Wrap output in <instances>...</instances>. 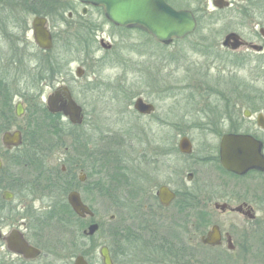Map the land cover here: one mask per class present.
I'll return each instance as SVG.
<instances>
[{
    "label": "flooded vegetation",
    "instance_id": "flooded-vegetation-1",
    "mask_svg": "<svg viewBox=\"0 0 264 264\" xmlns=\"http://www.w3.org/2000/svg\"><path fill=\"white\" fill-rule=\"evenodd\" d=\"M44 1L45 3L42 0H0V13L8 18L9 24H12V30L7 31L5 23L3 21L0 23V246L4 254L18 257L22 264H30L43 255L48 260L44 264L54 263L56 255L63 264H75L78 257H82L86 264H224L222 257L234 256L232 254L237 253L240 257L252 256L255 248L250 238L255 234L256 222L264 223V169L253 168L244 174L234 173L222 165L220 153L225 136L248 135L260 142L264 155V27L258 30L252 27L248 35L240 30L230 31L239 34L245 44L235 49L225 46L223 40L230 33L228 32L223 37L221 47L214 49V53L204 54L214 56L216 61L231 63L233 75L213 74L210 79H205L207 75L202 73L194 77L189 75L187 79L186 88L189 91L187 103L194 107V113L190 111L189 114L193 113L195 116L191 115L193 121L190 125L185 121L182 126L201 130L205 141L198 157L185 164L186 177L192 180L195 173L202 171V185L173 186L171 181L157 183L154 186L126 182L117 185L118 179L108 175L107 186L101 188V184H96L95 179L94 181L90 179L94 176L95 160L89 163L90 172H85V166L80 163L79 157L73 155L68 158L72 159L73 164L65 163L67 159H61L64 164L60 167H50L49 161L53 154L40 152L45 143L44 138L38 137L39 126L43 120L50 122L54 129L59 126L78 129L84 124L86 111L84 103L76 99L68 84H53L51 88L53 91L48 95L47 101L38 102L33 99L32 90H38L39 86L50 83L55 76L57 78L61 74V71L50 74L49 67L38 65L39 84L32 86V64L37 62L31 56L32 44L45 53L53 48L44 50L36 43H32L33 20L29 18L33 13L34 17L47 18L53 47L55 37L49 20L52 15L59 16L62 20L67 13L68 19L73 21L72 25L76 28L93 27L95 30L97 27L90 19V13L93 12L111 25H116L106 17L101 6L82 0ZM227 1L228 7L217 8L210 0L214 11L205 10L203 13L206 12V16L222 14L235 2L237 15L264 16V0ZM205 3L208 4V0ZM170 4L177 9H188L187 6ZM33 5L42 6L40 8L43 10L38 8L37 11H33ZM14 6L20 7L21 10L15 9ZM192 11L199 26L201 16L198 12L203 10ZM16 17L21 18L22 22ZM120 28L144 32L137 28ZM100 45L106 49L112 47L104 37L100 38ZM250 45L261 46L262 49L257 50ZM97 60H101V57ZM240 62L253 63L251 70L255 85H240L238 80ZM210 63L215 62L212 60ZM79 67L84 70L82 76L77 74ZM84 75L85 69L77 66L76 77L82 78ZM259 83L263 87L256 85ZM170 88L174 91L173 87ZM53 94L58 95L59 104L69 100L67 94L71 95L73 101L81 107V123L72 122L62 111L49 110L48 100ZM141 98L144 102L153 104L154 109L149 113L140 112L134 107L135 99L133 109L136 125H140L139 119L154 117L159 128L169 131L167 140L154 147V153L150 151L152 163L157 166L158 160H161L162 165L167 163L169 169L172 168V160L177 150L181 158H192L193 139L188 133L181 132L176 145L175 104L173 103L166 115L159 118L156 105ZM92 123L93 128H96L95 112ZM8 132L19 133L21 141L18 145H5L3 135ZM184 136L191 141L190 153H183L179 148V142ZM66 148L65 152L68 150ZM21 149L24 153L20 155ZM33 151L34 154L31 153ZM111 151L110 149L105 154L104 161H100V167L111 166L108 159L112 155ZM141 156L144 155L140 154ZM153 157L156 159L153 160ZM39 166L44 167V170L38 171L36 167ZM140 166L142 167L139 165V168ZM16 167L19 171L17 173ZM105 174L107 175V171ZM224 177L236 179L238 182L234 186L225 185L223 182L220 185L210 183L216 180L221 182ZM48 186L52 189L60 187L62 193L60 201L54 204L47 202L44 190ZM163 189L173 194L169 203H164L159 196ZM97 190L103 191L106 197L105 205L108 211L106 214H109L106 222L99 220L105 216L97 209L95 200ZM72 192L79 193L81 201L91 213L85 212L80 215L72 208L69 202ZM28 199L30 201H27ZM52 209L56 212L51 216ZM261 213L263 216L258 219ZM228 215L234 218L225 220L223 217ZM54 220L58 223L57 229L61 233L48 248L44 242L46 238L43 239V231L47 232L49 224L51 225ZM38 221L39 227L36 225ZM94 223L98 224V228L90 233V226ZM215 228L219 241L208 242L210 233ZM101 231L103 233H100ZM15 234L22 236L29 245L39 249L40 253L35 258H26L15 248H10L7 239ZM43 247L47 251H44ZM102 251L106 253V261ZM212 255L215 260L211 263L208 258Z\"/></svg>",
    "mask_w": 264,
    "mask_h": 264
},
{
    "label": "rangeland",
    "instance_id": "rangeland-1",
    "mask_svg": "<svg viewBox=\"0 0 264 264\" xmlns=\"http://www.w3.org/2000/svg\"><path fill=\"white\" fill-rule=\"evenodd\" d=\"M42 1L45 3L44 0ZM205 1L207 0H169L170 3L177 4V6H187L190 10H203L202 12L197 11L201 17H199L200 22L195 33L186 38L174 40L170 44L158 43L152 36L139 30L111 25L106 19L100 18L93 12L90 13V19L97 27L95 30L92 29L93 27L76 28L72 25L73 21L68 19L67 13L62 17V20L56 15L49 17L55 37L54 47L50 52L45 53L32 44L31 56L37 61L32 64V72L39 73L38 65L50 68V64H52L53 70L57 71L56 73L61 71V74L57 78L55 76L50 83L39 86L38 90H32V97L38 102L47 101L48 95L53 91L51 90L53 84H68L75 93L76 99L84 103L86 111L84 124L78 129H66L60 128V126L54 129L50 122L47 123L45 120L39 126L38 137L45 140L44 148L42 147L40 152L53 154L49 161L50 167H60L64 164L61 159L68 160L70 155H73L79 157L80 163L82 162L81 164L85 166V172H90L89 163L93 162L91 160H95L94 176L90 179L93 181L95 179L96 184H101V188L107 186L108 175H113L118 179L117 185L126 182L127 184L154 186L167 181H171L173 186L203 184L202 171L195 173L192 180H188L186 177L185 164L198 157L205 141L201 130L182 126L185 121L190 125L193 121L191 117L195 116L192 115L194 107L187 103L189 94L186 88L187 79L189 75L194 77L202 73L207 75L204 77L205 79H210L213 74L229 75L232 73L233 75L231 63L216 61L214 56L204 54L214 53V49L221 47L224 35L230 31L240 30L248 35L252 27H256L257 30L264 27V16L237 15V3L235 2L227 12L206 16V12H203L205 10L214 11V7L210 0H208V4ZM38 3L41 4L40 1ZM40 7L33 5L32 9L37 11L39 8L42 11L43 8ZM14 8L21 10L17 6ZM34 15L35 13L29 18L31 21ZM18 19L21 20V18ZM2 21L7 26V31H11L12 24H9L8 18L0 13V23ZM31 37L32 43H35L33 33ZM101 37L111 43L112 47L103 48L100 45ZM240 56L243 58L242 55ZM100 57L101 60H97ZM212 60L215 63H210ZM252 64L240 62L238 72L240 85H255L252 80L254 78L251 70ZM77 66H82L85 69V75L82 78L76 77ZM38 75H32L33 87L39 84ZM256 85L263 87L261 83ZM170 87H173L174 91ZM40 93L42 96L39 97ZM138 96L156 105V113L159 118L166 115L171 110L173 103L175 104L177 113L175 119L176 145L181 132L182 134L188 133L189 137L193 139L194 155L192 158H181L177 150L175 158L172 160V168L169 169L167 163L162 165L161 160H158L159 165L157 164V166L152 163L150 151L154 153V147L160 146L163 140H167L169 131L159 128L154 117L139 119L140 125H136L133 103ZM173 97H175L174 100ZM190 111L193 113L189 114ZM94 112L97 121L96 128H93L92 123ZM65 147L68 149L67 152H65ZM22 149L19 152L20 155L23 152ZM110 149L112 155L108 159L111 166L109 168L100 167V161L105 160L104 156ZM31 153L34 154V152ZM140 154L144 156L140 157ZM140 160L142 163L139 162ZM65 163L73 164L72 159ZM139 165L142 167L139 168ZM36 169L42 171L44 167L39 166ZM15 170V173L19 172L17 167ZM105 171H107V175ZM222 182L225 185L234 186L238 181L224 177L221 182L216 180V182L210 183L220 185ZM245 185L247 184L245 183ZM44 192L48 203L54 204L60 201V197L62 198L60 187L58 189L46 187ZM103 193V191L97 190L95 200L98 212L105 216L99 220L106 222L109 214H106L108 211L105 205L106 197ZM55 212L56 210L52 209L51 216ZM111 212L109 211V213ZM262 216V213L259 214L258 219ZM223 218L229 221L234 217L228 215ZM36 225L39 227V221ZM57 226L58 223L54 220L51 225L49 224L50 228L48 227L47 232L43 231V239L46 238L44 242L47 243L48 248L49 245H53L61 233ZM251 237L255 248L252 256L240 257L236 253L232 254L234 256L222 257L223 263L264 264V223L256 222V231ZM44 251H47L46 248ZM3 254L0 246V264H22L18 257ZM208 259L212 263L215 257L212 255ZM60 260L56 255L55 262L51 264H63ZM47 261L43 255L30 264H44Z\"/></svg>",
    "mask_w": 264,
    "mask_h": 264
},
{
    "label": "water",
    "instance_id": "water-1",
    "mask_svg": "<svg viewBox=\"0 0 264 264\" xmlns=\"http://www.w3.org/2000/svg\"><path fill=\"white\" fill-rule=\"evenodd\" d=\"M83 2L95 4L104 8L106 17L115 25L138 28L151 34L158 42L169 44L174 39H182L193 33L198 21L194 12L190 9H177L167 0H82ZM217 8H225L229 6L227 0H212ZM33 36L35 43L44 50L53 48V38L47 27V18L44 16H36L32 21ZM223 44L238 48L245 43L240 39L239 34L235 32L228 33ZM251 48L257 50L262 49L261 46L250 45ZM84 70L79 67L77 69L78 76H82ZM65 90H68L65 88ZM69 100L59 104V97L56 94L50 95L48 100L49 110L51 112H64L68 115L72 122L81 123V107L77 105L70 94H67ZM134 107L143 113H149L154 109V105L146 103L140 97L137 98ZM5 145H18L20 143V135L18 132L5 133L3 135ZM179 148L183 153L192 152V144L187 136L181 138ZM221 163L229 171L238 174H244L253 168L264 169V155L262 154L261 144L253 137L248 135H230L225 136L221 145ZM191 177V175L189 176ZM159 196L164 203H169L173 194L168 190H161ZM69 202L72 208L83 215L85 212L91 213L87 206L83 204L79 193L72 192L69 196ZM98 224L94 223L90 226V233L97 230ZM10 248H15L23 253L26 258H35L39 253V249L29 245L22 236L14 235L7 239ZM219 236L216 228L210 233L208 242L218 243ZM13 245H16L14 247ZM102 255L106 258L105 251ZM75 264H86L82 257H78Z\"/></svg>",
    "mask_w": 264,
    "mask_h": 264
},
{
    "label": "trees",
    "instance_id": "trees-1",
    "mask_svg": "<svg viewBox=\"0 0 264 264\" xmlns=\"http://www.w3.org/2000/svg\"><path fill=\"white\" fill-rule=\"evenodd\" d=\"M169 1V0H168ZM42 72V71H41ZM57 71H54L53 70V67H52V65H50V70L48 71V73H50V74H54V73H56ZM35 74H39V73H32V75L34 76ZM34 152V151H33ZM49 187V186H48Z\"/></svg>",
    "mask_w": 264,
    "mask_h": 264
}]
</instances>
